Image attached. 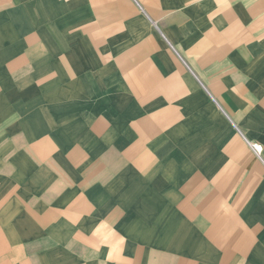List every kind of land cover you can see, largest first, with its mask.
Returning a JSON list of instances; mask_svg holds the SVG:
<instances>
[{
	"label": "crops",
	"instance_id": "0c3cea01",
	"mask_svg": "<svg viewBox=\"0 0 264 264\" xmlns=\"http://www.w3.org/2000/svg\"><path fill=\"white\" fill-rule=\"evenodd\" d=\"M0 264H264V0H0Z\"/></svg>",
	"mask_w": 264,
	"mask_h": 264
},
{
	"label": "built area",
	"instance_id": "2783aa9c",
	"mask_svg": "<svg viewBox=\"0 0 264 264\" xmlns=\"http://www.w3.org/2000/svg\"><path fill=\"white\" fill-rule=\"evenodd\" d=\"M252 148L254 149V151L259 155L261 150H262V147L260 144L258 143H253L252 144Z\"/></svg>",
	"mask_w": 264,
	"mask_h": 264
}]
</instances>
